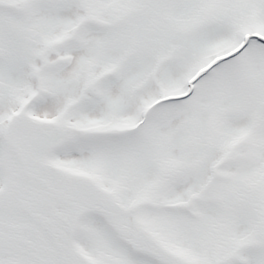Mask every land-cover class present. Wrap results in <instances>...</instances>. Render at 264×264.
<instances>
[{
    "label": "snow or ice",
    "instance_id": "snow-or-ice-1",
    "mask_svg": "<svg viewBox=\"0 0 264 264\" xmlns=\"http://www.w3.org/2000/svg\"><path fill=\"white\" fill-rule=\"evenodd\" d=\"M0 264H264V0H0Z\"/></svg>",
    "mask_w": 264,
    "mask_h": 264
}]
</instances>
